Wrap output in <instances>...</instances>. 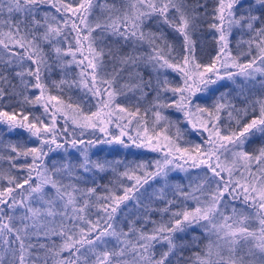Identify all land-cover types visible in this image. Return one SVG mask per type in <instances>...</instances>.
<instances>
[{
    "label": "snow or ice",
    "instance_id": "6c2138e0",
    "mask_svg": "<svg viewBox=\"0 0 264 264\" xmlns=\"http://www.w3.org/2000/svg\"><path fill=\"white\" fill-rule=\"evenodd\" d=\"M97 7L106 15L93 22ZM5 10L8 18L0 19V124L8 133L23 130L39 144L9 143L8 154H0V161L9 164L7 172L0 171V180L7 179V186L0 187V264H40L39 256L31 258L29 249L35 246L29 241L41 231L45 237L60 239L51 246L40 245L45 250L43 264H264V145L247 148L257 135L264 139V79L259 81L260 95L242 86L236 96L221 92L211 107L198 102L197 95L208 94L212 85L225 79L237 84L239 76L246 85L264 78V0H213L211 6L208 0H116L111 5L107 0H0V17ZM205 22L214 30L217 46L208 63L197 55L195 38ZM236 30L239 55L230 47ZM241 56L250 59L242 62ZM73 65L76 73L69 79ZM57 68L61 78L47 83ZM167 69L177 73L181 83L168 79ZM65 86L90 95L96 110L89 107L85 112L71 98L65 102L52 94L53 87L63 92ZM129 92L136 99L134 107L117 101L122 95L131 99ZM169 92L171 99H164L162 94ZM152 93L151 103L141 113V102ZM5 97L8 106L14 101L19 107L3 110ZM25 105L41 107L43 115L26 114ZM168 108L180 116L172 119L164 112ZM149 113L154 120L148 119ZM225 114L235 127L229 123L225 130L221 124ZM181 122L203 144L185 139L189 146H182ZM75 129L81 137L89 129L93 135L96 131L103 135L77 139ZM129 141L136 148L160 153L155 171L146 164L126 166L118 175L134 183L123 186V195L100 196L94 187L78 186L93 169L117 171L112 162L93 160L91 148L105 144L127 148ZM69 148L79 153L78 162L68 158ZM57 150L66 154L64 162L49 166L46 157ZM21 157L25 162L16 163ZM189 167H206L207 172L189 191L178 186L167 204L176 203L179 196L195 207L172 211L167 221H152L151 230L137 227L132 219L127 230L116 226L120 205L126 201H135L145 213L153 210L137 195L150 179L159 178L167 185L172 169ZM65 176L73 182L64 183ZM46 187L54 192H46ZM163 198L161 189L157 199ZM32 201L41 206L34 207ZM235 201L252 212L238 210L230 203ZM93 208L104 213L95 222L90 219ZM18 209L24 212L17 215ZM196 229L200 234L186 240ZM109 237L116 240L111 247ZM157 245L162 249L159 258ZM188 252L191 255H185Z\"/></svg>",
    "mask_w": 264,
    "mask_h": 264
},
{
    "label": "trees",
    "instance_id": "16d2710c",
    "mask_svg": "<svg viewBox=\"0 0 264 264\" xmlns=\"http://www.w3.org/2000/svg\"><path fill=\"white\" fill-rule=\"evenodd\" d=\"M105 0H99V3H104ZM116 2V0H107V4L111 5L112 3ZM213 0H208L209 6H211ZM245 3H247V0H245ZM106 15V11L102 10L100 7H97L95 10V15L92 17L93 22L98 17H102ZM8 14L5 10L4 16L0 17V19H7ZM15 18V17H14ZM210 20V18H209ZM154 27V26H153ZM2 30L7 32V27H2ZM215 35L214 30L210 29L208 26V23H203L201 29L196 34V40H197V55L201 57L202 61L204 63H208L211 56L215 55L216 52V42L213 39V36ZM3 38V37H0ZM240 38V33L238 30L234 33V38L232 39V43L230 45L233 54L239 55V52L237 50V44L236 40ZM111 38L109 37V40ZM169 39L172 40V36H169ZM244 39H247L245 36ZM175 42V41H173ZM245 50L247 49V45H244ZM145 50L147 51V45H145ZM242 62H246L250 57L248 56H241L240 57ZM76 69L73 65L72 73L69 75V79L72 78V75H75ZM166 74L168 79L172 80L174 83H181L179 75L175 72H173L171 69L166 70ZM47 75V74H46ZM61 78V72L60 69L57 68L55 71L51 73V79L47 80V83L51 84L52 80H59ZM236 81L237 84H233L230 80H222L219 81L216 85H212L211 89L208 94H202L198 93V97L200 98L198 102H201L203 105L211 107L213 101L217 96L220 95L221 92H230L233 96H236L237 92L240 90V87H245L246 90H251L252 94L260 95L261 89H260V79L253 84H246L242 77L237 76ZM37 91V90H32ZM52 94L54 95H60L61 98L68 102L71 98L72 102L80 103L83 110L85 112L89 111V107H91V111H95V100L90 96H85L84 92L79 87H72L68 88L65 86L63 92H59L54 87L51 89ZM247 94V93H246ZM155 93H152L145 101L141 102V113H143V109L148 106L149 103H151L153 96ZM163 98L166 100H170L172 97V94L166 93L162 94ZM127 97H130L131 99L126 98L125 96H118L117 101L121 104H124L126 106H135L136 99L132 96V93H127ZM9 99L8 97H5L3 102V110L11 111L13 107L18 108L19 106L13 101L11 106H8ZM165 114L169 115L172 119H176L180 116L179 113H177L174 109L168 108L164 109ZM25 113H35L37 115H43V109L39 106H31V105H25ZM31 118V117H30ZM148 119L154 120V117L151 115V113L148 114ZM182 121V117H180ZM125 122H127L125 120ZM231 123L233 127H235V121H229L226 114L223 117L221 124L224 126L225 130L227 129V125ZM187 124L181 122L180 127L182 129L186 127ZM65 127L63 119L61 118V123L58 125V128L61 130ZM67 127L71 130L73 128L71 122L67 124ZM111 131H115L114 125H109ZM134 127V125H133ZM77 133V139H90L94 138V136H101L102 133L99 131H96L93 135V130L89 129L86 131L85 135L83 137L79 136V129H75ZM173 138L176 137V131L173 128L171 130ZM61 135H67V133H63L61 131ZM118 134V133H117ZM132 135L135 136V131L132 132ZM192 138L194 141L197 139L199 141H202V139L195 136V134L192 132L190 126H188V129H186V132L184 133V138L179 140V143L187 147L189 144L185 143V139H187L190 142H193L190 140ZM125 139H127L125 137ZM0 141H3V143H0V154L7 155L9 152V149L7 148V144H19L25 147H31V146H38L39 142L36 141L34 138H29L28 134L24 132L21 129H17L14 133H8L7 126L0 124ZM264 145V139H261L258 135L253 139V142L247 146L249 151H252L253 149H258L260 146ZM79 147H83V145H80ZM68 158L71 159L73 162H78L80 159L79 153H77L74 149L69 148L68 150ZM90 156L93 160H101V161H109L112 162L114 165H116L117 171L114 172L111 168L104 172H100L96 169H93L91 172L85 173L86 180H81L79 182V187L81 188H87V187H94L96 188L97 195L104 196L109 194H118L123 195V186L124 185H131L134 183V181L128 180L127 177L119 176L118 173H122L126 170V166H131L132 168H136L139 164H146L148 166V169L150 171H155L154 162L157 158H159V154L148 151L147 149L142 148H136L131 144L129 141V147L125 148L121 145H97L90 149ZM15 155V154H13ZM66 154L63 150H57L49 154L48 157H46V162L49 166H51L54 162L56 163H63L65 159ZM28 162H31V157L27 158ZM25 162V158L21 157L16 161L18 164H23ZM9 169V164L7 160L0 161V171L7 172ZM13 174L21 175L20 170L18 169H12L11 170ZM204 172H207L206 167L202 168H188L187 171L183 172H169L168 175V184L165 185L164 181L160 180L159 178L150 179L147 184L143 186V188L140 189V193H137L138 196H140L142 204H150L152 211L145 213L144 208L137 207L135 201H126L124 204L120 205V210L117 213L115 224L118 228H124V230H127V224L128 220L132 219L136 221L137 227L144 226L145 230H151V228L154 226L152 221L160 222L162 219L164 221H167L168 217L170 216L172 211H178L182 210L183 207L191 206L195 207L194 203L191 200L183 201L182 197L176 196V203L172 205H168L167 201L169 199H172L174 196V193L179 186V188L183 191H189L192 187H194L196 184L200 182V179L202 178V175ZM26 174V172L24 173ZM141 176H143V170L139 172ZM35 175V174H33ZM209 175H211L209 173ZM64 183L73 182L72 178L65 176L63 178ZM7 186V179L0 180V187H6ZM109 189H111V193L109 192ZM161 189L164 190V198L163 199H157V196L161 194ZM21 191L20 189H17V192ZM45 191L48 193H53L54 190L50 187H46ZM143 193L144 195H141ZM19 198V197H18ZM95 199V198H93ZM34 207L41 206L39 201H32L31 202ZM233 204L238 210H241L242 207L246 208V206L240 202H230ZM163 207H170L171 211L167 214H161L156 209L163 208ZM24 212V209H18L17 215ZM228 212L231 213V206L228 208ZM246 214V213H245ZM104 213L102 211H99L98 208H93L90 212V219L95 222L98 218V216H103ZM147 215L149 219L147 221L144 220V216ZM52 219V218H48ZM57 221H59L60 217L55 218ZM16 223L19 225V221L17 220ZM31 232L36 233V229H30ZM200 234V230L196 229L195 233L189 232L186 240L190 241L192 240L193 235ZM182 235V234H178ZM111 241L110 247L112 245L116 244V240L114 238H107ZM31 244H33L35 247L29 249L31 253V258L35 259L37 256L41 258L40 264H43V256L45 254V250L40 248V245H46L51 246L54 242L59 243L60 239L59 237H45L43 235V232L41 231L39 234H34L31 236L30 241ZM166 248V245L164 246ZM195 247V245H193ZM162 251L161 246H156V254L157 258H159V253ZM66 255V253H65ZM185 255H191L190 252L185 253Z\"/></svg>",
    "mask_w": 264,
    "mask_h": 264
},
{
    "label": "rangeland",
    "instance_id": "374dc122",
    "mask_svg": "<svg viewBox=\"0 0 264 264\" xmlns=\"http://www.w3.org/2000/svg\"><path fill=\"white\" fill-rule=\"evenodd\" d=\"M201 103V102H200ZM202 104V103H201ZM203 105V104H202ZM115 129V131L118 133V130L116 129V128H114ZM186 129H188V125H186V127L185 128H183L182 127V130L184 131V133L186 132ZM195 134V133H194ZM195 136H197L198 138H200V136H198V135H196L195 134ZM207 137V134L205 133V138ZM201 139V138H200ZM190 140L191 141H193V142H191V144H197V143H200V144H203V140L202 141H199L198 139L196 140V141H194L192 138H190ZM182 146H184L183 144H182ZM188 146V145H187ZM205 147H207V145H204ZM186 147V146H185ZM143 149V148H142ZM145 150V149H144ZM154 153H157V154H159V156H160V153H158V152H154ZM227 156H228V159L229 160H231V154L229 153V154H227ZM222 159H224V157H221ZM177 163H182V161H178ZM190 163V162H189ZM170 172H175V173H178V172H183L182 170H180L179 168H174V169H172ZM225 178L227 179V175L225 174ZM241 210H243V212L244 213H246V214H248V213H251L252 212V209L251 208H244V207H242L241 208ZM251 223H253V224H255L256 225V228H257V230H258V222L257 221H255L254 219L251 221Z\"/></svg>",
    "mask_w": 264,
    "mask_h": 264
}]
</instances>
